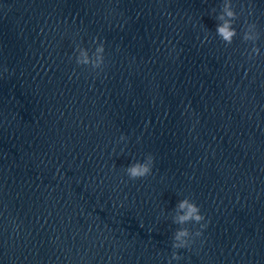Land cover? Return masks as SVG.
Returning <instances> with one entry per match:
<instances>
[{"label":"clouds","instance_id":"9594fccd","mask_svg":"<svg viewBox=\"0 0 264 264\" xmlns=\"http://www.w3.org/2000/svg\"><path fill=\"white\" fill-rule=\"evenodd\" d=\"M237 18L238 16L233 9L231 0H223L221 10L216 16L218 23L215 33L226 46L231 45L233 39L238 34L236 28L233 26ZM208 39L209 36L206 33L201 43L207 42ZM259 39L260 33L256 23L246 22L243 28L242 40L245 43L250 42L252 45L251 48L246 49L244 53L246 58L250 61L260 55V48L257 46V41ZM93 43L96 45L94 50L77 45L75 49V63L78 66L86 67L99 74L102 73L105 68V47L104 43L99 40V37L94 38ZM4 71L7 72L8 69L5 68ZM126 140L127 137L121 135L118 142ZM121 151H123V149ZM154 163L155 157L153 154L148 153L142 160L130 163L124 171L131 181L144 179L152 175ZM172 222L179 225V227L173 233L171 245L173 251L168 259V264H172L173 261H179L182 257L179 255L178 250L189 249L195 242V239L203 235V230L207 228L209 223L206 216L202 213L200 206L191 197H185L177 202L174 208V214L172 215ZM189 224L194 226L198 225L199 227L193 231L186 227V225Z\"/></svg>","mask_w":264,"mask_h":264}]
</instances>
